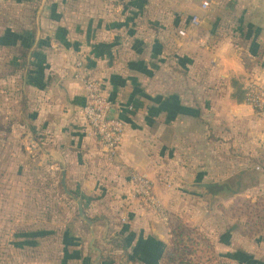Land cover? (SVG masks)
Wrapping results in <instances>:
<instances>
[{"label": "crops", "instance_id": "crops-1", "mask_svg": "<svg viewBox=\"0 0 264 264\" xmlns=\"http://www.w3.org/2000/svg\"><path fill=\"white\" fill-rule=\"evenodd\" d=\"M27 1L31 6L22 10L17 24L18 34L27 31L31 46L29 73L0 79L10 85L19 82L18 89L6 88L14 92L7 93L12 107L6 102L8 113L0 118V165L4 179L11 178L10 165H20L15 176L32 181L30 193L46 199L37 208L11 204L8 194L22 197L25 188L0 190L5 201L0 204V264H88L86 238L70 225L59 235L61 253H54L49 213L57 178L63 194L74 201L76 197L85 217L95 218L88 225L77 205L80 229L87 224L89 232L86 226L83 232L91 235L87 251L99 255L94 264H102L94 242H111L100 228L115 230V240L123 241L122 251L129 253L121 231L125 219L140 234V262L152 264L154 258L161 264L166 248L154 255L161 245L153 247L144 235L150 230L152 238L165 243L160 221L132 197L129 176L137 173L153 182L189 176L192 187L218 190L219 183L205 181L215 164L207 160L199 165L183 157V149L213 145L201 138L209 131L223 133L225 146L226 129L232 139L241 127L234 146H264V133H256L258 118L246 103L248 84H264V0H210L208 10L201 6L205 0ZM76 5L77 12L69 11ZM194 16L201 26L191 29ZM181 29L185 37L179 36ZM80 59L89 77L103 80L106 96L118 106L116 116L127 125L113 159L83 117L85 94L73 67ZM3 64L8 67L5 59ZM248 129L254 138L245 137ZM102 187L114 204L97 203Z\"/></svg>", "mask_w": 264, "mask_h": 264}, {"label": "rangeland", "instance_id": "rangeland-1", "mask_svg": "<svg viewBox=\"0 0 264 264\" xmlns=\"http://www.w3.org/2000/svg\"><path fill=\"white\" fill-rule=\"evenodd\" d=\"M22 1L23 3H20L21 0H0V40H2L0 44L7 42L5 37L8 33L7 29L11 30L10 33L22 32L19 25L20 21L17 24V20L22 10L31 6L27 5L29 1ZM76 7L77 5L69 11L77 12L78 8ZM4 59L7 61L10 56L5 49L0 48V79L4 73L8 72L7 67L3 64ZM101 81L103 82V80ZM11 85L18 89L19 82ZM11 85L0 80V118L8 113L5 111L4 106L6 102L8 105L10 104V106L7 105L8 107H12L9 96L6 97L10 92H14V90H6ZM257 121L256 133H264V123L259 119ZM243 129L244 127L238 128L237 133L232 134V139L228 136L226 129L225 146L221 145L222 142L224 143L223 133L213 134L209 131V136L202 133L201 138L207 139L213 145L205 144L199 148L183 149L182 156L187 159H196V163H199V165L206 163L207 160L210 164H215L212 174L210 172L208 179L205 181L212 184L219 183V186H221L218 187L219 189L224 187L218 193H216V189L209 191L196 186L192 187L194 185L191 186L190 184H195V182L189 180V176L186 179H181V181L177 179L165 180L157 177L154 182L150 181L153 184L154 194L163 208V215L146 208L140 200L134 198L143 209L157 216L160 221L157 225H160V233L164 235L165 243L152 238L150 230L144 232L145 236L153 240L155 244L153 247L161 245L160 248L157 247L154 250V255H159V249L172 246L173 230L186 228L193 231L190 239L193 243L198 244L195 245V254L190 258L191 264H264V146L260 145V148L249 146L244 150L234 146L237 143L234 144L232 141L236 139L239 131L242 134ZM248 136L254 138L253 130L250 132L248 129L245 137ZM218 144L221 146H217ZM2 167L3 165H0L1 191L8 187L25 188L22 197H13L12 194H8L11 204L15 202L21 204L22 202L23 204L27 203L28 207L33 205L34 208H37L45 202L46 197H35L27 189V187L31 188L29 185H32V181H21L19 177L15 176L14 173L19 174L22 171L20 165H10V172H7L11 176L9 179H4ZM71 186L72 192L76 190L74 182L70 183ZM102 189L104 191H100L96 195V199H99L97 203L101 205L104 203L105 206L114 204L115 200L109 195L107 188L102 187ZM104 193L107 195L105 198ZM5 195L7 197L6 193ZM0 201V204H3L5 202L4 197H0ZM52 202V214L49 213V217L54 220L55 255L61 253L60 232L70 225L71 230H76L77 234L85 236L86 240L83 248L84 252L87 253V259H89L87 263L94 264L93 261L99 255L96 252L87 251L91 235L84 232L85 229L89 232V228L84 229L85 226L81 224L80 229L79 217L76 212L77 204L73 198L69 199L63 194L59 178H57L54 185ZM90 213L93 214L94 212ZM99 214L103 216L101 212ZM121 224L126 225L125 228L121 227V231L125 233V239L126 237L128 239L127 242L129 241V253L122 251L123 245L121 242L123 241L115 240L119 236L114 232L115 230L110 229L111 233H107L106 228L105 230L100 228L99 231L106 232V239L111 241L109 243L101 242V240L94 242L93 247L100 249L102 264L107 262L108 264H145L140 262L141 259L139 260L138 256L142 255L139 253L144 247L137 238L140 235L138 230L135 231L133 222L130 219H125ZM125 239L124 241H126ZM109 257L112 259L109 260ZM152 264H160V261L157 263L153 258Z\"/></svg>", "mask_w": 264, "mask_h": 264}, {"label": "built area", "instance_id": "built-area-1", "mask_svg": "<svg viewBox=\"0 0 264 264\" xmlns=\"http://www.w3.org/2000/svg\"><path fill=\"white\" fill-rule=\"evenodd\" d=\"M202 9L208 10L212 6L210 0L202 2ZM189 26L196 29L201 26L198 16L192 17ZM179 36L185 37L186 30L181 29ZM74 78L79 81L84 89L85 105L83 117L93 136L99 141L109 159H113L120 149L125 132L126 123L116 116L117 105L105 94L104 84L100 79L91 78L85 73V60L80 59L74 63ZM246 102L254 110L256 117L264 123V84L252 80L246 89ZM129 111L133 107H128ZM259 170V168H257ZM132 197L155 212L163 215V208L159 199L155 196L152 182L137 173L129 176Z\"/></svg>", "mask_w": 264, "mask_h": 264}, {"label": "trees", "instance_id": "trees-1", "mask_svg": "<svg viewBox=\"0 0 264 264\" xmlns=\"http://www.w3.org/2000/svg\"><path fill=\"white\" fill-rule=\"evenodd\" d=\"M8 33L6 37L7 42H3L0 46L5 47L8 55H11L9 61L7 60L8 72L4 73L5 76H13L17 72L21 73V76L25 73H29V54L31 46L29 42L25 40V34L10 33V29H7ZM2 41V40H0ZM20 43V46H15ZM16 48V49H15ZM11 69V70H9ZM78 216V214H77ZM79 217V216H78ZM90 221H94L95 218H87ZM85 224V223H84ZM87 227V224H85ZM193 231L191 229L180 228L179 230H173L170 248H166L164 254L161 257V264H191L190 258L195 254V245L190 239V235ZM112 258L109 257V260ZM112 263V262H110Z\"/></svg>", "mask_w": 264, "mask_h": 264}, {"label": "water", "instance_id": "water-1", "mask_svg": "<svg viewBox=\"0 0 264 264\" xmlns=\"http://www.w3.org/2000/svg\"><path fill=\"white\" fill-rule=\"evenodd\" d=\"M62 183H63V186L65 187V181H64V179H63ZM207 186H208V185H207ZM69 194H70V193H69ZM74 199H75V201H76V203H77V205H78V212H79V215L82 217V219H84V220L86 221V223H87L88 225H91V221L88 220V219L85 217V215H84L83 207H82V203H81V201H79L76 197H75Z\"/></svg>", "mask_w": 264, "mask_h": 264}, {"label": "flooded vegetation", "instance_id": "flooded-vegetation-1", "mask_svg": "<svg viewBox=\"0 0 264 264\" xmlns=\"http://www.w3.org/2000/svg\"><path fill=\"white\" fill-rule=\"evenodd\" d=\"M223 188H224V187H223ZM223 188H221V189H223ZM221 189H218V190L216 189V191H217L216 193H218V191H220Z\"/></svg>", "mask_w": 264, "mask_h": 264}]
</instances>
